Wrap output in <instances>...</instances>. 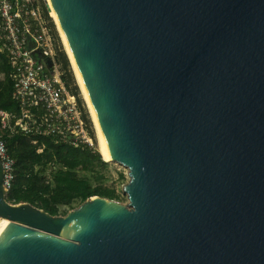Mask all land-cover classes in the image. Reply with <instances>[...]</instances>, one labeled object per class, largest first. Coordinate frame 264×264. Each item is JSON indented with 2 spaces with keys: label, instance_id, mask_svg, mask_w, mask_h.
<instances>
[{
  "label": "water",
  "instance_id": "obj_1",
  "mask_svg": "<svg viewBox=\"0 0 264 264\" xmlns=\"http://www.w3.org/2000/svg\"><path fill=\"white\" fill-rule=\"evenodd\" d=\"M51 2L130 203L11 204L0 160V264H264V0Z\"/></svg>",
  "mask_w": 264,
  "mask_h": 264
},
{
  "label": "built area",
  "instance_id": "obj_2",
  "mask_svg": "<svg viewBox=\"0 0 264 264\" xmlns=\"http://www.w3.org/2000/svg\"><path fill=\"white\" fill-rule=\"evenodd\" d=\"M51 18L48 0H0V54L18 106L17 112L0 109V160L8 197L17 168L6 138L22 136L39 154L45 149L44 139L97 152L94 127L64 81Z\"/></svg>",
  "mask_w": 264,
  "mask_h": 264
},
{
  "label": "trees",
  "instance_id": "obj_3",
  "mask_svg": "<svg viewBox=\"0 0 264 264\" xmlns=\"http://www.w3.org/2000/svg\"><path fill=\"white\" fill-rule=\"evenodd\" d=\"M0 60L4 62L0 65V70L7 75L9 68L1 54ZM64 61L66 66L63 65L62 70L66 72L70 65L65 54ZM59 63L61 64L60 58ZM6 80V85L0 82V109L17 112L18 106L12 97L13 84L9 78ZM64 81L70 88L67 78L64 77ZM6 140L9 153L16 160L17 168L16 182L8 197L13 204L28 203L54 217H59L66 216L74 209L75 204L81 206L93 197L111 200L120 198L114 189L93 188L85 180L77 177L79 170L94 172L98 166H107V163L98 156V151L56 145L51 140L44 139L45 149L39 154L37 148L29 144L22 136L8 137ZM17 143L25 145L27 149L17 147ZM42 161L44 164L51 163L50 173L54 175L52 182L47 181L43 174L36 173L35 168L43 164Z\"/></svg>",
  "mask_w": 264,
  "mask_h": 264
},
{
  "label": "rangeland",
  "instance_id": "obj_4",
  "mask_svg": "<svg viewBox=\"0 0 264 264\" xmlns=\"http://www.w3.org/2000/svg\"><path fill=\"white\" fill-rule=\"evenodd\" d=\"M51 14H52V11H51ZM52 17H53V14H52ZM50 20H51V24H52V27L54 29L55 37H56V40H57L58 46H59V58L61 61L62 68H63V65H64V67L66 66V63L64 61V54L67 56V59L69 61V65H70L69 70H67L65 72L63 69L64 74H65V78H67V82L70 85V89H71L72 93L77 96L78 101H79L80 105L82 106L84 113H85L86 117L88 118L89 123L92 124V127H94V137L96 139V147H97V151H98V156L101 157V159L105 163H107V166L96 167V170L94 172H84L82 170H79L77 172V177L85 180L93 188L107 187V188L116 190V192L120 196V198L118 200H115V201L119 202L121 204H124V205H129L130 202H129L128 196L124 193L123 188L125 185H127L131 181L130 176H129L130 171L121 164H118L116 162H106L104 160V158L100 152V140H99L97 128L95 126V123L93 121L92 115H91L90 110L88 108L87 102L85 100V97L82 93L79 82L77 80V77L75 75V72H74L73 66L71 64L70 57L66 51L62 36L58 30V26L54 20V17L51 18ZM3 63L4 62L2 60H0V65H2ZM70 73H72V74L70 75ZM4 74H5V72H2L0 70V82L6 85V83H7L6 79L7 78L4 77ZM0 92H1V90H0ZM16 145H17V147H20V148H26L25 145H23V144L19 145L17 143ZM42 163L43 164H39L36 166V168H35L36 173L43 174L47 178V181L49 180L52 182V177H54V175L50 173L51 163L44 164L43 161H42ZM73 207H74V209L71 211L77 210L81 206L79 204H75ZM60 217H64V216H60Z\"/></svg>",
  "mask_w": 264,
  "mask_h": 264
},
{
  "label": "bare ground",
  "instance_id": "obj_5",
  "mask_svg": "<svg viewBox=\"0 0 264 264\" xmlns=\"http://www.w3.org/2000/svg\"><path fill=\"white\" fill-rule=\"evenodd\" d=\"M48 1H49L50 6H51V11H52V14H53L54 20H55V22H56V24H57V26H58V30H59V32H60V34H61V36H62V39H63L64 45H65L66 51H67V53H68V55H69V57H70V61H71V64H72V66H73V69H74L75 75H76V77H77V80H78L79 85H80V87H81L82 93H83V95H84V97H85V100H86V102H87L88 108H89L90 113H91V115H92L93 121H94L95 126H96V128H97V132H98V136H99V140H100V152H101V154H102V156H103V158H104V160H105L106 162H112V161H111V158H110V155H109V152H108V149H107V146H106V141H105V139H104L103 133H102L101 128H100V125H99V123H98V120H97V117H96V113H95V110H94V107H93L92 101H91V99H90V97H89L88 91H87V89H86V86H85V84H84V81H83L82 75H81V73H80V71H79V69H78V67H77V65H76V62H75L74 56H73L72 51H71V49H70V46H69V44H68V41H67L66 35H65L63 29H62L61 26H60V23H59V21H58V17H57V14H56V12H55V9H54V7H53V5H52V2H51V0H48ZM10 222H11V221L8 220V219H1L0 233H1L2 231L6 230L8 224H9Z\"/></svg>",
  "mask_w": 264,
  "mask_h": 264
}]
</instances>
